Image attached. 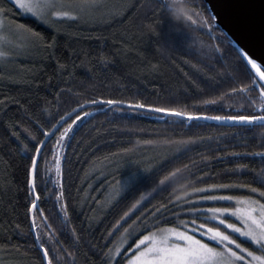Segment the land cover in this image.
Instances as JSON below:
<instances>
[{
	"label": "trees",
	"instance_id": "trees-1",
	"mask_svg": "<svg viewBox=\"0 0 264 264\" xmlns=\"http://www.w3.org/2000/svg\"><path fill=\"white\" fill-rule=\"evenodd\" d=\"M0 3L11 9L7 21L24 24L43 37L38 46L24 41L19 54L0 62V100H7L0 107L2 259L11 264H47L35 244L27 211V167L33 153L25 151L24 145L33 148L35 142L23 129L35 133L37 119L50 127L65 113H72L66 117L68 123L77 114L82 117L63 150L66 222L58 212L59 204L54 203V185L43 171L39 178L47 181V191L43 184L37 189L40 207L60 242V258L54 264H109L106 253L135 221L129 229L135 237L116 261L125 264L133 253L129 249L151 230L140 227L144 222L160 220V226H179L180 220L195 215L187 209L199 205L184 203L188 200L185 196L177 199L180 191L209 184L253 182L250 169L259 172L264 158L241 159L229 154L261 150L264 126L206 120L174 123L154 113H133L126 108L121 112L107 105L85 104L92 99H122L186 106L188 111L205 110L210 115L234 114L226 105L239 108L244 103L243 95L225 97L223 111H217L220 105L193 107L251 83L248 73L252 70L216 24L205 0L190 3L210 22V29L202 23L174 27L161 8L162 0H96L95 7L81 12L80 18H58L54 26L23 14L7 0ZM78 102L92 115L84 117ZM13 130L20 133L19 139L11 134ZM58 135L57 131L50 136L43 149L49 161ZM156 147L164 156L128 165L130 156L136 162L138 152ZM126 156L124 166V161L117 164ZM237 163L247 164L248 169L233 172ZM40 164L43 168V160ZM176 169L182 170L178 176L163 185L159 183ZM138 173L141 175L136 176ZM125 180L131 182L130 187L108 204L107 193ZM231 193L249 194L246 189H233ZM136 201H140L136 208L121 219ZM222 205L227 203L206 204ZM238 238L255 250V245ZM45 246L50 249V257L57 256L51 244Z\"/></svg>",
	"mask_w": 264,
	"mask_h": 264
},
{
	"label": "snow or ice",
	"instance_id": "snow-or-ice-1",
	"mask_svg": "<svg viewBox=\"0 0 264 264\" xmlns=\"http://www.w3.org/2000/svg\"><path fill=\"white\" fill-rule=\"evenodd\" d=\"M7 3L13 4L17 10L24 14H30L44 23L54 26L58 18H80L81 12L95 7L96 0H7ZM166 4L167 0H162L161 8H164ZM191 8L190 22L192 24L202 23L203 26L210 29V22L196 12L195 8L192 6ZM10 11L11 9L0 3V59L11 54L3 47L5 43H12L4 34L6 32L20 36L24 41L34 46H38L43 41L40 33L33 32L26 25H13L7 21ZM238 54L242 60L247 62V65L251 66L252 71L248 73L251 83L241 85L238 88H231L228 93L222 94L218 98L204 99L198 105H193L194 108L198 109L220 105L217 111H223L225 97L243 95L244 103H241L239 108H235L231 104L226 105L234 114L210 115L205 110L188 111L186 106L183 108L157 106L143 101L129 102L122 99H92L85 101V104L107 105L110 110L114 108L121 112L126 108L133 113H154L161 120L167 117L174 123L206 120L240 126H264V68L243 48L238 49ZM6 103L7 100H0V107ZM84 106L78 102L81 111H83ZM72 111L75 112L76 109ZM71 115V112L61 115L58 120L50 124V127H46L37 119L35 121L37 131L35 133L29 128L23 129L35 142L33 148H29L27 144L24 145L25 151L33 153L29 158L30 164L27 167L26 181L30 203L27 211L31 214L30 229L34 232L35 244L42 250L43 259L47 261V264H54V261L59 260V248L57 246L60 242L56 239V230L49 223V218L44 214V209L40 207L41 194L37 189L43 184L47 191V181L39 180L43 171V175L48 177L56 189L54 203L59 204L58 212L66 222L68 210L62 183V154L66 139L74 130V125L82 119L81 115L77 114L75 119L68 123L66 117ZM90 115L92 113L83 111L84 117ZM12 127L14 129L16 125L13 124ZM57 131L59 135L56 136L50 149L52 160L49 161L44 155L43 149L47 139ZM11 134L17 139L20 138V133L17 131L13 130ZM260 148L259 151L231 152L229 155L241 159L245 157L264 158V144H261ZM41 160H43V168L40 164ZM186 168L187 166H185ZM238 169H248V165L237 163L232 171L236 172ZM181 171V169H176L161 179L159 183L163 185L165 181L178 176ZM250 171L253 173L252 183L209 184L206 187H191L189 192L183 194L185 197H196V200H185L184 203L186 204L194 205L200 201H213L228 202L227 205L205 208L189 207L188 213L195 215H192L191 219L180 220L179 226H167L166 223L165 226H160L162 223L160 220H154L151 223L144 222L140 227L151 230H148L146 235H142L135 242V250L130 257L126 258V264H264V162H262L259 172L255 168L250 169ZM254 184L258 186H254ZM231 189H246L249 194H217ZM139 203L140 201H136L121 219L127 217ZM135 223L133 221L132 225L124 229L120 244L110 248L106 253L110 264H118L115 258L121 254L123 245L127 243V235L125 234L129 233V229ZM197 233L201 238H198ZM238 237H243L255 245V250L244 246ZM46 243L52 245L51 251L57 252L56 257H50V249L45 246Z\"/></svg>",
	"mask_w": 264,
	"mask_h": 264
},
{
	"label": "water",
	"instance_id": "water-1",
	"mask_svg": "<svg viewBox=\"0 0 264 264\" xmlns=\"http://www.w3.org/2000/svg\"><path fill=\"white\" fill-rule=\"evenodd\" d=\"M205 2L216 24L237 49L243 48L264 68V0H205ZM189 24L197 26L191 22ZM248 66L251 69V66Z\"/></svg>",
	"mask_w": 264,
	"mask_h": 264
},
{
	"label": "rangeland",
	"instance_id": "rangeland-1",
	"mask_svg": "<svg viewBox=\"0 0 264 264\" xmlns=\"http://www.w3.org/2000/svg\"><path fill=\"white\" fill-rule=\"evenodd\" d=\"M25 15L32 16L30 14H25ZM32 17H34V16H32ZM35 18H37V17H35ZM37 19H39V18H37ZM4 34L8 36V40L9 41H12V43H5L4 44V46H3L4 50L10 52L11 54L8 57H6V58L0 59V62L7 61L11 57H14L15 55L19 54V52H21L23 50V48H24L23 47L24 40L20 36L15 35V34H9L7 32L4 33ZM66 141H67V139H66ZM66 141H65V146H66ZM64 149H65V147H64ZM160 151L161 150L156 147V148H153V149H145L142 152H138L136 157H134V158H136V162H134V160L132 161V159H131L132 157L130 156V158H128V159L130 160L131 163H128V165H132V164L133 165H137V164H139L138 162H140V161L142 162L144 160V162H147L148 159L149 160H155L156 157L164 156L163 152L162 151L160 152ZM165 155H167V154H165ZM126 159H127V156H126V158H123L121 160H117L118 163L114 162L113 164H115V163L119 164L120 161H122V162L124 161L122 163V165L120 164L121 166H124L125 162H127ZM61 165H62V161H61ZM148 170L149 169H146V170L142 171L141 173H144L145 171H148ZM140 175L141 174L138 173L136 176H140ZM130 183L131 182L129 180H125V181H121L119 184H117V186H116L117 188L112 189L109 193H107V197H106L107 203L110 204L112 202V197H114L116 199L119 195H121V193L126 191L130 187V185H131ZM232 191H233V189L225 190L223 193H217V194L239 195V194H236V193H231ZM108 194H109V196H108ZM184 198H188V200H196L195 196H189V197H184ZM208 203H214V202L213 201H200V202L195 203V204L199 205L198 208H205V207H209V206H206V204H208ZM225 203H228V202H225ZM228 231H230V230H228ZM125 235H127V243H125L123 245V247L121 249V254L115 258L116 261L122 255V253L125 251V249L129 246V244L133 241V239L135 237V233L134 232H129L128 234H125ZM233 235H236V234H233ZM197 236H198V238H201L198 233H197ZM241 238H243V237H241ZM121 239H122V236L119 238V240L117 241V243L115 245H119L120 242H121ZM204 239L206 240L207 238L205 237ZM114 246L112 248H114ZM134 250H135V245L133 246V249L131 250V252L134 251ZM0 264H11V263H9L8 261L2 259L1 255H0ZM109 264H110V262H109ZM125 264H126V262H125Z\"/></svg>",
	"mask_w": 264,
	"mask_h": 264
},
{
	"label": "clouds",
	"instance_id": "clouds-1",
	"mask_svg": "<svg viewBox=\"0 0 264 264\" xmlns=\"http://www.w3.org/2000/svg\"><path fill=\"white\" fill-rule=\"evenodd\" d=\"M164 10L174 27L189 26L192 15L190 0H167ZM184 193L180 191L177 198H181Z\"/></svg>",
	"mask_w": 264,
	"mask_h": 264
}]
</instances>
